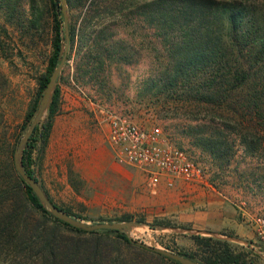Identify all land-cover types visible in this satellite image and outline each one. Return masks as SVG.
Here are the masks:
<instances>
[{
    "label": "rangeland",
    "instance_id": "obj_1",
    "mask_svg": "<svg viewBox=\"0 0 264 264\" xmlns=\"http://www.w3.org/2000/svg\"><path fill=\"white\" fill-rule=\"evenodd\" d=\"M90 2L64 0L68 34L74 29V39L62 35L60 59L67 52L54 84L60 88L59 115L80 116L81 111L90 118V102L101 101L130 112L143 126L157 124L207 169L216 189L225 184L234 187L240 205L251 216L264 214V148L245 150L234 131L222 128L216 107L188 98V84L164 88L174 70L171 31L147 16L145 0H102L99 8L89 11ZM104 4L108 9H103ZM54 11H59L64 30L61 0H0V142L3 132L7 139L0 145L1 175L2 165L7 164L1 159L11 154L9 143L19 140L15 151L20 158L33 124L47 114L48 106L25 119L51 54ZM87 13L93 16L85 19ZM77 122L65 133H51L42 159L32 164L38 184L57 206L91 224L130 222L137 227L129 238L175 253L196 249L191 235L209 236L177 225L171 217L156 216L147 203L158 194L159 185L150 193L138 168L114 158L105 127L81 129V121L78 126ZM217 133L225 134L226 155H214L202 145L201 138ZM131 169L143 182L134 201L123 191L127 180L122 172ZM251 241L255 248H244L249 252L247 264H264V243L256 236Z\"/></svg>",
    "mask_w": 264,
    "mask_h": 264
},
{
    "label": "trees",
    "instance_id": "obj_2",
    "mask_svg": "<svg viewBox=\"0 0 264 264\" xmlns=\"http://www.w3.org/2000/svg\"><path fill=\"white\" fill-rule=\"evenodd\" d=\"M101 2L91 0L89 11L99 8ZM102 6L104 10L109 7ZM144 8L149 18L157 19L160 28L172 34L169 46L174 70L164 88L178 82L188 84V98L216 107L213 110L222 128L234 131L245 150L264 148V0H145ZM53 15L51 54L38 77V90L26 120L33 116L60 61L65 29L61 30L59 11ZM69 34L72 41L74 29ZM60 108L56 84L46 117L33 125L20 157L21 166L36 181L32 164L42 159ZM25 125L21 124L22 130ZM5 134L1 146L6 143ZM223 138L225 134L217 133L201 138V142L214 155L223 156L229 152ZM18 142L15 138L9 143L11 154L1 159L7 164L2 165L0 174V264H181L137 244L121 231H86L53 216L14 167ZM191 238L196 249L180 255L199 264H247L249 252L242 246L213 236L194 234Z\"/></svg>",
    "mask_w": 264,
    "mask_h": 264
},
{
    "label": "crops",
    "instance_id": "obj_3",
    "mask_svg": "<svg viewBox=\"0 0 264 264\" xmlns=\"http://www.w3.org/2000/svg\"><path fill=\"white\" fill-rule=\"evenodd\" d=\"M73 121H78L75 123L76 126L81 121V129L99 127L92 116L86 117L80 111V116L72 113L56 115L51 133L69 131ZM85 150L89 148L86 147ZM106 169L102 168V170ZM122 175L127 180L123 188V191L127 193V199L136 200V190L143 182L139 183V177H135L138 174L134 169L124 170ZM179 181L170 189L166 188L164 179L160 182L158 194L147 203L156 216L171 217L175 219L177 225L190 227L193 232L226 239L244 248H255L251 241L255 234L249 224L251 213L247 212L245 206L240 205L239 198L236 197L237 190L234 187L225 184L212 190Z\"/></svg>",
    "mask_w": 264,
    "mask_h": 264
},
{
    "label": "built area",
    "instance_id": "obj_4",
    "mask_svg": "<svg viewBox=\"0 0 264 264\" xmlns=\"http://www.w3.org/2000/svg\"><path fill=\"white\" fill-rule=\"evenodd\" d=\"M94 121L107 129L106 139L114 158L138 168L150 193H155L164 179L168 187L181 180L202 188L216 190L209 182L207 169L183 146L168 138L157 124L143 126L128 111L101 101L90 102ZM249 224L264 243V214H254Z\"/></svg>",
    "mask_w": 264,
    "mask_h": 264
},
{
    "label": "water",
    "instance_id": "obj_5",
    "mask_svg": "<svg viewBox=\"0 0 264 264\" xmlns=\"http://www.w3.org/2000/svg\"><path fill=\"white\" fill-rule=\"evenodd\" d=\"M61 4H62V14H63V19H64V26H65V28H64L65 29V38L68 39L69 34H68V28H67V17L65 14V8L63 7L64 0H61ZM66 52L67 51L65 49L59 63L53 69V71L49 77V81L47 82L46 87L44 88L41 101H40L39 105L36 107V110L38 111L39 114L43 112L44 106H45V108H47V106L49 104L51 93H52L53 88H54L55 80H56L57 75L60 72V69L62 68V65H63L65 58H66ZM14 167H15L17 173L19 174V176L32 188V190L34 191V193L37 196V198L39 199V201L49 210V212L53 216L57 217L58 219L66 222V223H68L74 227L81 228V229L86 230V231H94V230H100V229H114V230L121 231L128 236V234H129L128 229H129V226L131 225L130 222H126V221L96 222L94 224H91V223L83 221L82 219L76 218L74 216H71V215L61 211L58 207H56V205H54L51 201H49V199L46 197L45 193L43 192V190L40 187V185L38 184V182L32 176H30L29 174H27L25 172V170L21 166L19 154L17 151H15V153H14ZM131 240L135 241L133 239H131ZM135 242L137 244L149 249V250L161 253L164 256H167L173 260H176L181 264H198L197 262H195V261H193V260H191V259H189L183 255H180L179 253H175V252H172L170 250H166V249L159 248V247L150 246V245H147V244L142 243V242H138V241H135Z\"/></svg>",
    "mask_w": 264,
    "mask_h": 264
},
{
    "label": "bare ground",
    "instance_id": "obj_6",
    "mask_svg": "<svg viewBox=\"0 0 264 264\" xmlns=\"http://www.w3.org/2000/svg\"><path fill=\"white\" fill-rule=\"evenodd\" d=\"M45 109H46V108H45V106H44V108H43V112L45 111ZM136 227H137V225H132V224H131V225L129 226L128 233H130V231L133 230V229L136 228Z\"/></svg>",
    "mask_w": 264,
    "mask_h": 264
}]
</instances>
